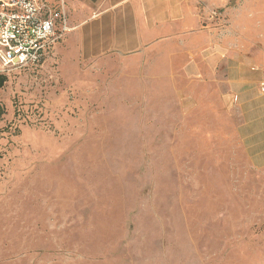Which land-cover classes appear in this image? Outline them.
I'll list each match as a JSON object with an SVG mask.
<instances>
[{"label":"rangeland","instance_id":"rangeland-1","mask_svg":"<svg viewBox=\"0 0 264 264\" xmlns=\"http://www.w3.org/2000/svg\"><path fill=\"white\" fill-rule=\"evenodd\" d=\"M202 19L228 63L90 61L65 36L0 65V264H264V168L230 86L249 75L244 111L264 108V0Z\"/></svg>","mask_w":264,"mask_h":264},{"label":"crops","instance_id":"crops-1","mask_svg":"<svg viewBox=\"0 0 264 264\" xmlns=\"http://www.w3.org/2000/svg\"><path fill=\"white\" fill-rule=\"evenodd\" d=\"M233 2L61 0L58 7L65 12L70 27L65 36L78 56L90 61L115 54L145 57L150 52L165 49L166 56L170 58H178L179 54L186 52L188 65L198 70L197 66L202 64L212 67L216 63H228V58L212 54L214 44L202 17L219 9L228 10ZM242 68L246 66L238 65L239 70ZM230 86L237 94L236 99L240 97L243 100L242 129L249 128L243 141L247 144L254 165L264 168V108L260 105L259 108L256 106L253 110L247 108L244 111V106H248L246 97L256 94V81L247 74H240L238 78L230 80Z\"/></svg>","mask_w":264,"mask_h":264},{"label":"built area","instance_id":"built-area-1","mask_svg":"<svg viewBox=\"0 0 264 264\" xmlns=\"http://www.w3.org/2000/svg\"><path fill=\"white\" fill-rule=\"evenodd\" d=\"M65 12L40 0H0L2 70L42 63L69 30Z\"/></svg>","mask_w":264,"mask_h":264},{"label":"trees","instance_id":"trees-1","mask_svg":"<svg viewBox=\"0 0 264 264\" xmlns=\"http://www.w3.org/2000/svg\"><path fill=\"white\" fill-rule=\"evenodd\" d=\"M8 78L5 75H0V88L4 86Z\"/></svg>","mask_w":264,"mask_h":264}]
</instances>
